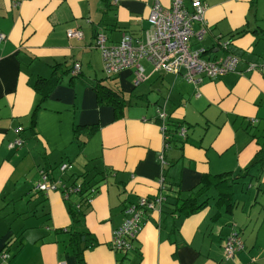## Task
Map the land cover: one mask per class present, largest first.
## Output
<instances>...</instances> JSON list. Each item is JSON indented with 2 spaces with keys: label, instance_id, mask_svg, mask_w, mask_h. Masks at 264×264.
<instances>
[{
  "label": "crops",
  "instance_id": "obj_1",
  "mask_svg": "<svg viewBox=\"0 0 264 264\" xmlns=\"http://www.w3.org/2000/svg\"><path fill=\"white\" fill-rule=\"evenodd\" d=\"M202 1L209 30L202 41L192 39L191 48L203 49L209 60L237 55L236 71L194 84L155 72L142 60L146 78L138 85L134 67L103 81L120 88L127 101L116 118L94 91L105 78L96 34L103 32L108 45L125 33L144 38L152 0H0V252L11 255L7 264H264V171L255 166L245 173L264 143V0ZM185 3L192 10V1ZM75 28L82 39L68 37ZM75 63L81 64L79 74L62 75L32 127L40 97L36 79ZM162 105L169 121L187 130L180 139L170 126L165 149L157 119ZM77 125L98 129L75 138ZM17 137L22 147L9 148ZM65 162L72 168L63 174L59 166ZM89 169L98 189L78 221L60 190L34 191L41 171L66 179ZM224 173L246 174L233 185L230 210L216 204V189L209 191L207 206L190 216L174 213L167 201L146 216L132 250L111 248L124 209L157 195L162 176L171 202L189 197L203 176ZM244 180L248 187L241 190L251 194L240 206L236 189ZM80 198L72 194L69 201ZM233 231L244 249L226 259L224 241ZM74 234L80 235L78 247L71 244Z\"/></svg>",
  "mask_w": 264,
  "mask_h": 264
},
{
  "label": "built area",
  "instance_id": "obj_2",
  "mask_svg": "<svg viewBox=\"0 0 264 264\" xmlns=\"http://www.w3.org/2000/svg\"><path fill=\"white\" fill-rule=\"evenodd\" d=\"M164 0H152V6L148 21L151 28L145 32L144 38H136L130 34H124L116 44H107L106 35L98 32L95 38L96 47L100 50L103 59V72L107 77L119 75L123 70L134 67L136 69L135 84L138 85L146 76L141 64L142 60L151 63L155 72H169L181 76L184 80L200 84L204 78L217 79L229 73L235 72L240 58L228 53L220 60H209L203 57V49H192L191 40L202 41L208 33L209 26L206 21L208 6L202 0H191L190 10L186 0H169V5ZM198 26V27H196ZM69 38H83V31L79 28L67 31ZM5 35H0V41ZM228 43H225L226 47ZM81 68L80 63H75L71 73L78 75ZM251 68H256L255 64ZM157 119L164 138L163 148L170 145L169 142V115L165 106L157 109ZM21 126L16 128V133H21ZM177 136L185 139L187 130L180 125L177 128ZM24 140L15 138L9 143V148L22 147ZM163 166L167 163L164 155H160ZM72 168V164L65 162L59 166L64 174ZM159 193L153 197H141L137 203H132L124 209L125 219L123 223L114 230L111 240V248L116 252L127 253L134 248V241L138 237L141 228L146 221L149 212L161 209L167 202V183L164 176L159 180ZM61 191L66 200L72 194L81 190V181L70 186L64 179H54L46 171H41L40 179L35 183L34 191L48 193ZM94 192V191H93ZM93 198L89 199L91 203ZM244 249L241 236L231 232L224 241V256L226 259L234 258ZM11 255L9 252H0V264H7ZM255 260L251 261L254 264Z\"/></svg>",
  "mask_w": 264,
  "mask_h": 264
},
{
  "label": "trees",
  "instance_id": "obj_3",
  "mask_svg": "<svg viewBox=\"0 0 264 264\" xmlns=\"http://www.w3.org/2000/svg\"><path fill=\"white\" fill-rule=\"evenodd\" d=\"M60 69V68H59ZM59 69L56 68L50 77H42L36 79L34 83V88L40 95L39 101L32 113V127L36 124V112L48 98L49 94L53 88L58 84L60 78L63 74L71 73L72 68H68L63 73L59 72ZM117 76V75H116ZM105 75L104 79H100L94 86V91L96 93L97 101L99 105H110L115 110V117L120 118L124 114V108L126 107V99L124 97L123 91L118 87H112L104 83L103 81L108 78ZM170 126L176 127L177 124L169 121ZM98 129L97 125H77L74 129V137L77 138L80 132H86V135L91 136ZM84 144V142H82ZM81 144V145H82ZM259 166L264 171V143L261 145V148L255 154L254 160L249 167L245 169V173L249 174L252 167ZM92 169L86 171L84 175H80L76 178L69 176L64 179L70 186H74L81 181V190L76 193L80 195V199L76 202H71L68 200L69 210L74 221H78L79 217L84 214L86 208L90 205L89 199L93 198L97 193V182L93 181L94 177L89 176V173ZM246 174L238 175L236 177H227V174H209L202 177L200 185L196 191H194L187 198H176V201H168L173 208L174 213H181L184 216H190L199 210L205 208L209 201V191L216 189L218 191L217 202L219 206H225L226 210H230L234 206L233 202V185L241 177L246 176ZM94 191V192H93ZM205 198L202 199V197ZM70 199V198H69ZM239 234V232H237ZM84 234L81 235V237ZM240 235V234H239ZM79 237L77 234L72 236L71 244L72 246L78 247ZM243 241V240H242ZM237 256V255H236Z\"/></svg>",
  "mask_w": 264,
  "mask_h": 264
},
{
  "label": "rangeland",
  "instance_id": "obj_4",
  "mask_svg": "<svg viewBox=\"0 0 264 264\" xmlns=\"http://www.w3.org/2000/svg\"><path fill=\"white\" fill-rule=\"evenodd\" d=\"M114 80L111 79V82H113ZM244 185L246 184V186L248 185V181L247 180H244V181H240V184H237V189H236V195H237V198L239 199V201L241 202L240 203V206H242V204L244 203L245 200H248L249 196L251 193H248L246 192L245 190H241V185ZM248 187V186H247ZM251 191V190H250ZM243 199V200H241ZM250 200V199H249Z\"/></svg>",
  "mask_w": 264,
  "mask_h": 264
}]
</instances>
